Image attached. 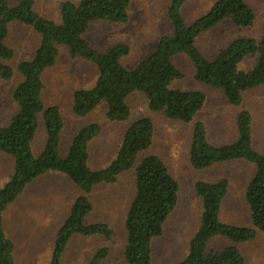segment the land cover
Returning a JSON list of instances; mask_svg holds the SVG:
<instances>
[{
	"label": "trees",
	"instance_id": "obj_1",
	"mask_svg": "<svg viewBox=\"0 0 264 264\" xmlns=\"http://www.w3.org/2000/svg\"><path fill=\"white\" fill-rule=\"evenodd\" d=\"M10 1L0 0V77L9 79L13 75L7 61L14 52L6 44L12 22L33 28L40 35V42L32 58L17 64L22 79L15 86L12 97L18 110L7 124L0 125V152L13 158V172L0 188V264H14L13 244L2 226L3 209L29 182L47 171L66 174L82 192L74 199L69 215L56 232L48 264H60L64 248L74 234L110 237L111 230L106 223L86 222L92 209L88 194L95 185L114 182L120 173L132 167H135V191L124 218L126 264H151V241L162 234L164 222L177 203L178 183L162 159L155 154L138 159L153 141V122L148 116L128 123L114 158L104 167L92 169L88 163V144L100 132L97 123L80 128L67 153L59 154L63 121L57 106L43 103L42 73L55 64L60 45L68 49L71 57L93 63L98 71L90 88L73 93L72 110L78 117L105 102L108 120L128 121L130 108L126 99L131 93L139 92L145 96L149 110L162 111L168 118L184 123L192 122L204 104L205 95L197 89L171 86L173 80L182 76L172 61L176 54H184L191 60L195 80L223 90L228 104L237 108V137L230 143L213 145L207 140L203 122L196 121L191 132L189 162L196 170L232 160L253 164V175L244 190L251 226H237L219 219L221 202L227 193V179L197 181L195 192L202 204L199 225L189 240L187 255L177 264H244V257L235 245L209 249L208 243L216 236L241 243L255 239L258 231L264 232V153L252 145V116L242 105L244 92L264 85V32L258 39L238 36L211 58L201 53L196 40L223 21L238 28L250 27L255 18L251 6L245 0H215L204 13L188 23L182 14L186 0H170L167 16L172 33L162 35L150 55L128 68L121 62L129 52L127 44L117 43L102 52L90 45L84 33L96 20L126 22L130 0H65L59 8L58 22L36 12V0H19L17 4ZM249 57H255L254 64L248 69L241 68V63ZM40 122L45 140L39 153L34 154L32 142ZM107 254V247L99 248L88 264H99Z\"/></svg>",
	"mask_w": 264,
	"mask_h": 264
},
{
	"label": "rangeland",
	"instance_id": "obj_2",
	"mask_svg": "<svg viewBox=\"0 0 264 264\" xmlns=\"http://www.w3.org/2000/svg\"><path fill=\"white\" fill-rule=\"evenodd\" d=\"M63 1L65 0H36L34 9L44 17L58 22L59 8ZM70 1L76 2L77 0ZM214 1L186 0L182 6L185 20L191 23ZM245 1L254 11L253 24L250 27L238 28L229 21H223L217 27L201 34L196 40V45L205 57L211 58L218 49L238 36L245 35L258 39L262 35L264 32V0ZM10 2L17 4L19 0ZM169 3L170 0H130L126 22L93 21L84 33V38L92 47L102 52L117 43L127 44L129 52L121 58V62L124 66L133 68L155 50L162 35L172 33V25L167 16ZM39 42L40 35L30 26L21 22L10 24L6 44L14 54L7 63L12 67L13 75L9 79L0 77V125L7 124L18 110L12 97L15 86L22 79L16 69L17 64L32 58ZM172 61L182 72V76L173 80L171 86L185 90L197 89L205 95L202 108L190 123L168 118L162 111L149 110L145 96L139 92L131 93L126 99L130 108L128 121L108 120L105 115V102L100 103L85 116H76L72 110L73 93L81 88H90L98 71L90 61L80 57H71L68 49L63 45L58 47L55 64L46 68L42 73L43 103L46 106H57L63 121L58 146L61 156L67 153L73 136L80 128L90 123L100 125V132L88 144V163L92 169L104 167L114 158L131 120L140 116L151 118L154 128L153 141L148 150L140 153L138 159L147 154L159 156L178 183L177 205L167 219L164 233L152 239V264H172L189 247V238L198 227L202 211L201 200L195 192L197 181L212 182L221 178L227 179V193L221 202L219 219L224 223L237 226H251L244 190L253 175V164L243 160H232L214 163L206 169L196 170L191 166L188 156L192 127L196 121L203 122L209 143L222 145L234 141L237 137L235 127L237 108L228 104L222 89L194 79V66L186 55L176 54ZM254 61L255 57H249L240 66L248 69ZM242 96V105L252 116V145L255 150L264 153V85L246 91ZM44 140V128L40 122L32 142L34 154L42 149ZM6 158L0 155V172L1 167L5 173L10 170L11 163ZM134 168L120 173L114 182L95 185L88 194L92 210L87 215L86 222H107L110 225L111 235L108 239L100 237V243L102 246L109 245V248L111 246L115 248L109 256L102 259L101 264H126L123 255V244L125 245L127 240L124 216L135 191ZM71 186L73 185L64 178L55 175L45 176L32 183V188H37L34 191L36 195L33 196L41 195L44 198L41 205H45V199L51 196L55 198L60 190L72 191ZM55 200L49 205L51 206ZM56 205V203L53 204L54 207ZM39 211L46 212L42 209ZM51 227L48 217L38 219L37 226L34 225L29 231L25 226L17 229L16 217H12L10 212H7V229L13 234V239L17 233L18 238L28 235L29 240L31 239L29 243H36L33 252H31L33 249L31 251L23 249L26 255H16L15 264L49 263L55 236L52 234L51 241L50 233H48ZM77 236H74L72 241L70 240L71 243L68 244L61 264H83L85 257L80 258L81 262L77 261L78 253L86 254L85 250H78L83 240L77 239L80 238ZM94 243L91 237L89 245ZM227 245L238 247L244 257V264H264V232L258 231L255 239L241 243H233L226 238L216 236L209 241L208 248L220 249Z\"/></svg>",
	"mask_w": 264,
	"mask_h": 264
},
{
	"label": "crops",
	"instance_id": "obj_3",
	"mask_svg": "<svg viewBox=\"0 0 264 264\" xmlns=\"http://www.w3.org/2000/svg\"><path fill=\"white\" fill-rule=\"evenodd\" d=\"M0 155H3L4 159L7 157L6 159H9L10 160L9 162L11 163V165L9 167V169H10L9 172L5 173V171H3V167H1V172H0V188H1L5 184V182L9 179L10 175L13 172V158L10 155L3 153V152H0ZM4 169L7 170L6 167H4ZM49 175H55V176H58L60 178H64L67 181H69L75 187L71 186L72 191H69V192H64L62 190L58 191V193L55 195L56 200H55L54 196H51V197L45 199V202H46L45 205H41L42 199H44V198L41 197V195L39 197L33 196V195H36L34 193V191L37 188L33 189L32 183L38 179L40 180L41 178H43L45 176H49ZM30 189H33V190L31 191ZM78 190H79V192H78ZM46 192H44V193H46ZM81 193H82L81 190L72 182V180L66 174L61 173L59 171H47V172L39 175L38 177H36L31 182H29L23 188L22 192L17 197L12 202H10L6 205V207L3 209L2 214H1L2 226L4 229L5 235L7 236L8 239H10L12 241V244H13L12 255H13V259H14V264H15V256L16 255H26V253H25L26 251H24L23 249H25V250L27 249V251H31L33 249L31 251V252H33L36 248V243L33 242L30 244L29 241L31 239L29 240L28 235H25L21 238H18L17 233H16L15 239H13L14 238L13 234H11L9 232V230L7 229V212H10V215L12 217H16L17 229H19L22 226H25V228H27L28 231L31 230L34 227V225L37 226L38 219L40 220L42 218H48L49 217V224H51L52 227L50 228V232H48V233H50V237H51V241H52V234L56 235V233H53V232H57V230L59 229V226L62 225V222H64V220L69 215L70 208H71V205H72L74 199L78 195H80ZM53 200H55V201L50 206L49 203L52 202ZM55 203L57 205L54 207L53 204H55ZM175 207H174V209H175ZM39 209L46 211L48 214L46 212L39 211ZM174 209L172 210V212L174 211ZM170 214L168 215L167 219L169 218ZM124 218H125V216H124ZM167 219L164 222L162 233H164ZM91 223H95V222H91ZM104 223H106L108 225L107 222H104ZM108 227L110 229V225H108ZM196 229H195V231H196ZM195 231L193 232V234L195 233ZM76 235H78L77 237H80L77 239L83 240L82 244H80L78 246V250L79 251L85 250L86 254H79V253L77 254V258H78L77 261H79V262H81L80 258L85 257V259L83 260V264H88L90 259L93 257L95 251L101 247H107L108 248L107 256H109L110 253H112L113 249H115L112 246L109 248V245L102 246L100 243V237H102L103 239H106V238L100 234H93V235L74 234L68 240V242L64 248L60 264L62 263V259L65 255L66 251H67L68 244L71 243V241H72L71 239ZM81 237H83V238H81ZM91 237L95 243L90 246L89 241H90ZM190 238H189V240H190ZM54 239H55V236H54ZM17 240H19V241H17ZM20 241L25 242V243L22 244ZM188 243H189V241H188ZM123 246L125 247L124 244H123ZM19 250H20V252H17ZM186 253H188V247L184 251V254H182L172 264H175L179 260L184 258ZM123 255H124V251H123ZM105 258H103V259H105ZM152 260H153V249H152V241H151V264H152ZM101 261L99 264H101Z\"/></svg>",
	"mask_w": 264,
	"mask_h": 264
}]
</instances>
